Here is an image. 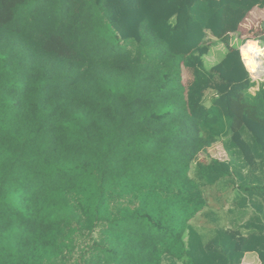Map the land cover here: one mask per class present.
Here are the masks:
<instances>
[{
    "label": "trees",
    "instance_id": "16d2710c",
    "mask_svg": "<svg viewBox=\"0 0 264 264\" xmlns=\"http://www.w3.org/2000/svg\"><path fill=\"white\" fill-rule=\"evenodd\" d=\"M254 8L264 0H0V264H264V224L192 225L217 222L206 186L239 181L238 201L253 170L264 178V84L250 93L230 44ZM210 38L226 52L208 69ZM217 143L225 160H197Z\"/></svg>",
    "mask_w": 264,
    "mask_h": 264
},
{
    "label": "rangeland",
    "instance_id": "374dc122",
    "mask_svg": "<svg viewBox=\"0 0 264 264\" xmlns=\"http://www.w3.org/2000/svg\"><path fill=\"white\" fill-rule=\"evenodd\" d=\"M263 28L259 26H243L238 30L236 34L231 35V46H234L238 49L241 48L244 42L248 40H255L259 41L258 44L260 47L263 46ZM208 45L211 46L210 52L208 55L204 58L205 66L206 68H210L214 64L218 63L224 56L226 50L223 44H220L218 41H213L212 39H208L206 41ZM251 44L245 46L244 50L241 52V59L243 61V64L247 70V72L250 75V78L252 79V74L255 72V70H251L248 68V62L244 60V52L246 49L249 48ZM248 66V67H247ZM192 75L190 71L183 69L182 71V81L185 86L191 81ZM253 80V79H252ZM254 81V80H253ZM255 87L250 90V93L253 94L255 91L258 90V86L260 84H264V82L260 80H255ZM211 99V93H206L205 102L206 105L209 104V101ZM226 153L222 146L220 144H215L211 147V149H208L207 151H204L199 154L197 160L202 163H207L211 159H217L219 161L226 159ZM194 164L191 166V175L194 173ZM235 182V180H234ZM233 184L230 181H222L218 183L215 186H206L204 189L206 199H207V208L204 209L203 212H206L208 210L215 213L217 222L216 224L208 223V218L203 216V214L199 213L193 220L192 225L194 228H197L203 235L206 237L211 236L212 230L215 229V226L219 227H227L232 220H238L240 217V205L239 200L235 201L236 197V187H239V181H236V183ZM235 184V185H234ZM234 186V187H233ZM238 213V214H237ZM237 214V215H236ZM243 219L246 217L243 215ZM237 222V221H235ZM97 231L93 234V237L96 238ZM87 243V241H82L80 244L83 246ZM80 256V249L74 254L73 259H78ZM67 264H73L72 259H70Z\"/></svg>",
    "mask_w": 264,
    "mask_h": 264
},
{
    "label": "crops",
    "instance_id": "0c3cea01",
    "mask_svg": "<svg viewBox=\"0 0 264 264\" xmlns=\"http://www.w3.org/2000/svg\"><path fill=\"white\" fill-rule=\"evenodd\" d=\"M248 20H250L254 26H256L257 24H260L261 22H264V10H261L259 8H254L248 14V18L244 22H246ZM243 26H244L243 24L240 25L239 26V30ZM210 39L215 41L214 38H210ZM262 172L263 171L259 170V169L253 170V175L251 177H249V178H245L246 179V185L244 186L243 190L247 189V191L243 192L242 190H240L238 197H239V202L240 203H241V201L242 202L246 201V206H245L244 209H242V210H240V212H238L240 214V217L238 218V220H235L237 222L232 220L230 222V224L227 227H225V228L233 229V230L234 229L235 230L239 229L243 233L247 234V232L242 229V227L244 225L250 224V225H253V226H257L258 223L259 224L260 223L264 224L263 215L259 216L258 215V211H257V207H261L262 209H264V197H259V196H256V195L250 197L249 196V192H248L250 187H255V186L259 185V180L260 179L262 180V182H264V178L261 177L262 176L261 175ZM247 173H248V170L244 169L241 172V176L244 177V176H246ZM255 177H257L258 179H256ZM241 186H242V183H241ZM235 199L237 200L238 198H235ZM243 215L246 217L245 219H243V217H242ZM252 219H253V221H252ZM241 264H260V261H259L258 255L256 253L250 252V253H246L244 255Z\"/></svg>",
    "mask_w": 264,
    "mask_h": 264
},
{
    "label": "bare ground",
    "instance_id": "6f19581e",
    "mask_svg": "<svg viewBox=\"0 0 264 264\" xmlns=\"http://www.w3.org/2000/svg\"><path fill=\"white\" fill-rule=\"evenodd\" d=\"M257 42H253L251 46L244 52V60L248 62V68L255 70L252 79L264 82V44L260 47ZM241 54V50H240Z\"/></svg>",
    "mask_w": 264,
    "mask_h": 264
},
{
    "label": "clouds",
    "instance_id": "9594fccd",
    "mask_svg": "<svg viewBox=\"0 0 264 264\" xmlns=\"http://www.w3.org/2000/svg\"><path fill=\"white\" fill-rule=\"evenodd\" d=\"M239 50V53H240V49H238ZM240 56H241V54H240ZM242 60V59H241ZM243 62V61H242Z\"/></svg>",
    "mask_w": 264,
    "mask_h": 264
},
{
    "label": "built area",
    "instance_id": "2783aa9c",
    "mask_svg": "<svg viewBox=\"0 0 264 264\" xmlns=\"http://www.w3.org/2000/svg\"><path fill=\"white\" fill-rule=\"evenodd\" d=\"M257 43H259V41H256ZM263 68H264V66H263Z\"/></svg>",
    "mask_w": 264,
    "mask_h": 264
}]
</instances>
